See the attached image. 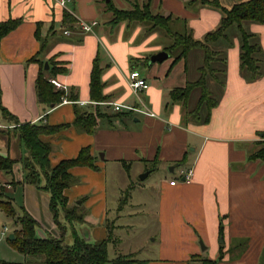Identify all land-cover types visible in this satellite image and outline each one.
Segmentation results:
<instances>
[{
  "label": "crops",
  "instance_id": "0c3cea01",
  "mask_svg": "<svg viewBox=\"0 0 264 264\" xmlns=\"http://www.w3.org/2000/svg\"><path fill=\"white\" fill-rule=\"evenodd\" d=\"M108 1L69 0L62 8L60 0H0V22L21 21L0 43V104L14 118L4 117L0 111V156L14 162L10 171L0 170V200L10 202L16 210L24 208L38 223V238L61 237L49 211V194L23 181L26 173L21 160L28 157V152L18 129L23 124H67L60 132L40 139L51 147V167L75 158L85 147L95 158L97 170L71 169L75 183L64 191L68 207L77 206L84 215V223L74 225L79 237L92 244L106 240L110 231L108 257L110 249L116 251L121 246L116 233L123 225L117 223V217L110 218L107 204L108 170L120 167L125 189L133 190L135 172L140 176L148 173L146 178L153 172V168H140L143 163L189 164L187 171L193 172L189 181L161 179L156 211L159 244L156 258L147 264H200L204 259L219 258L218 264H264V159L249 160L260 148L258 144L264 142V59H260L262 77L246 82L240 77L237 33L229 40L231 48L226 53L214 48L225 58L224 65L217 62L214 68L220 82L226 73V88L219 101L214 92L220 82L209 80L218 105L207 123L197 121L186 115L187 109L172 103L169 95L199 77L202 62L191 81L187 75L189 55L198 51L190 52L186 62L172 64L173 58L169 57L161 64H150L148 57L164 52L170 39L165 35L161 39L160 31L148 33L141 23L113 25V16L105 6ZM110 1L124 11L135 4H148L153 14L182 22L173 24V30L184 26L198 41L214 31L221 19L217 9L193 0ZM218 1L230 9L249 0ZM64 12L73 18V23H64ZM80 22L96 25L91 32H84ZM59 30L61 37L56 36ZM247 30L261 36L260 51L264 52V24L251 23ZM223 40L228 42V38ZM95 59L101 70L102 95L107 98L101 103L90 98ZM56 63H62L67 71L50 77L49 70ZM133 70L148 84L142 99L153 117L128 109L139 108L128 86V75ZM40 73L65 88H54L65 95L59 105L50 107L38 101L35 82ZM69 96L76 97L75 103L67 99ZM73 104L88 112L98 107L106 116L99 120L94 134L88 135L73 125ZM115 106L120 107L119 112L114 111ZM126 114H133L134 121L123 122ZM115 116L119 119L112 121ZM190 146L193 148L188 150ZM59 221L65 227L63 239L71 244L72 231L62 214ZM15 229L14 226L11 234ZM7 233L4 228L1 236Z\"/></svg>",
  "mask_w": 264,
  "mask_h": 264
},
{
  "label": "trees",
  "instance_id": "16d2710c",
  "mask_svg": "<svg viewBox=\"0 0 264 264\" xmlns=\"http://www.w3.org/2000/svg\"><path fill=\"white\" fill-rule=\"evenodd\" d=\"M193 2H198L202 6H210L221 13L218 27L207 33L201 41L195 40L184 26L180 30H173V24L178 25L182 22L173 19L171 16L163 17L160 14H153L148 4L142 6L135 4L132 9L126 11L116 9L110 0L105 6L106 10L113 16L111 21L113 25L124 22L128 24L141 23L147 27L148 33L160 31L167 36L171 42L164 47L163 51L170 58H173L172 64L180 60L186 62L189 53L192 51L197 50L202 53L203 61L198 69L199 77L197 80L187 82L182 89L173 90L169 97L172 103H178L182 109H187L191 94L197 92L196 104L186 115L197 121L207 123L212 109L218 105V101L209 89L208 82L209 80L220 82L214 65L217 62L225 64V58L221 57L220 52L214 50L212 45L227 39L226 33L229 29L235 28L239 38L240 71L246 73L250 82L262 77V60L258 56L260 50L254 42L255 36L245 28V24H264V0H249L238 3L230 9L223 8L218 0H193ZM63 21L64 23H73L74 20L68 13L64 12ZM20 22V20L0 22V43L3 38L20 25ZM66 71L62 63H56L50 68L49 75L55 77L59 74H65ZM48 79L43 73H40L35 82V92L41 104L55 107L61 103L65 95L62 91H55ZM102 90L101 70L98 60L95 59L90 75V98L93 102L101 103L107 100L102 95ZM67 99L73 103L76 101L74 96H69ZM73 107L75 115L73 125L88 135L94 134L99 125V120L106 117L101 114L98 107L90 112L80 110L76 104H73ZM0 111L4 117L14 119L1 104ZM203 112L205 113L204 116H202ZM67 126V124L60 126L23 124L18 129L20 140L28 152V157L21 160L23 170L26 173L23 181L49 194V211L61 237L38 238L36 236L38 223L25 209L16 210L10 202L0 200V210L6 216L14 218L17 227L13 231L14 240H8V242L23 256H42L45 264H134L135 261L130 256H118L109 260L107 246L112 241L110 231L106 240L92 244L79 237L75 232L74 225L84 223V215L78 212L77 206L68 207L64 191L75 183L70 173L71 169L87 167L97 170L94 164L95 158L91 155L90 148L85 147L79 151L75 158L60 161L56 166L51 167L49 161L51 147L40 139L42 136L54 135ZM262 138L264 139V133ZM258 145L260 148L249 156L250 161L264 159V142ZM13 163L10 159L0 156V170L10 171ZM42 181H44V185L41 186ZM61 214L72 231L71 244H67L63 239L65 227L59 221ZM219 237L222 238L221 226ZM218 260L204 259L200 261V264H218ZM0 264L7 263L0 262Z\"/></svg>",
  "mask_w": 264,
  "mask_h": 264
},
{
  "label": "rangeland",
  "instance_id": "374dc122",
  "mask_svg": "<svg viewBox=\"0 0 264 264\" xmlns=\"http://www.w3.org/2000/svg\"><path fill=\"white\" fill-rule=\"evenodd\" d=\"M249 26H251V23L245 24V28H249ZM234 32H236L235 28L229 29L226 33L228 42L225 43L224 40L218 41L212 45L213 48L217 49L218 47V49H223V51H225L224 53H226V49L231 48L229 40L233 38ZM56 36L61 37L62 31L59 30ZM159 36L161 39H164L163 33L160 32ZM260 39L261 36L258 35L255 36L254 39L259 50L261 49ZM153 56L154 55L147 57L151 60ZM258 56L260 59H264L263 50L260 51ZM201 62L202 53L200 51L193 52L189 55L187 62V75L189 81H191V76L198 75L196 69L200 66ZM161 63L162 62H156L155 64ZM224 67L225 69L227 68L226 66ZM138 68L141 70L140 66H138ZM240 77L246 82H250L246 77V73L240 72ZM220 79L221 82L219 85H216V91L214 92L215 98L219 101L223 98L226 88V84H224V81H226V73L224 76H221ZM197 97V92L191 94L187 111H191L194 108ZM132 115L133 114H126L121 120L123 122H132L134 121ZM115 119L119 118L115 116L112 121ZM191 148H193V146H190L188 150H191ZM136 167L138 166L134 165L133 168ZM188 167L189 164H171L168 166L166 163L160 165H156L153 162L143 163L140 168H153V172L150 173L149 177L143 180H140V175H136L135 172L132 178L135 187L133 190L131 188L125 189L126 186H124L125 183L123 179L124 173L120 170V167H118V170L110 169L107 171L106 197L110 218L117 217V223L123 225L122 230L116 233L121 240V246H119L116 251L113 249L109 250V260L118 255L126 256L131 253H134L130 256L131 259L135 261L134 264H147L156 258V249L159 244L156 211L158 207L161 179L172 177L176 181H180V172H186ZM170 168H173V172L170 171ZM14 226L15 219L6 216L4 212L0 210V262L7 264H45L42 256H23L8 242V236L12 233ZM4 228H7L8 233L1 236V232ZM69 234L70 233H68V235ZM114 252L117 253L114 254Z\"/></svg>",
  "mask_w": 264,
  "mask_h": 264
},
{
  "label": "built area",
  "instance_id": "2783aa9c",
  "mask_svg": "<svg viewBox=\"0 0 264 264\" xmlns=\"http://www.w3.org/2000/svg\"><path fill=\"white\" fill-rule=\"evenodd\" d=\"M69 0H60L59 5L64 8L65 4L68 2ZM96 25L95 22H93L92 24H87V23H83L80 22L79 23V27L82 31L84 32H91L92 28ZM65 35L68 34V32H64ZM49 84H51L55 89L57 90H65V88L59 84L56 80L54 79H49L48 80ZM128 86L130 88V90L135 94V96L138 99V107L137 109L135 108H128L129 111L132 112H140L142 114H144L145 116H149V117H153L154 115L150 112H148L145 109L144 106V100L142 99V93L145 92L148 89V84L146 83V81L140 76L139 72H137L136 70H133L130 72V74L128 75ZM63 103H66L65 101ZM82 105V104H81ZM114 111L115 112H119L120 111V107L119 106H115L114 107ZM193 175L192 170H188L186 172H181L180 173V179L183 181H189L191 179ZM175 184V182H170V185L173 186ZM6 231V229H5Z\"/></svg>",
  "mask_w": 264,
  "mask_h": 264
},
{
  "label": "water",
  "instance_id": "95a60500",
  "mask_svg": "<svg viewBox=\"0 0 264 264\" xmlns=\"http://www.w3.org/2000/svg\"><path fill=\"white\" fill-rule=\"evenodd\" d=\"M168 57H169V56H168L166 53L161 52V53H159V54L154 55V56L151 58L150 63L163 62V61H165L166 59H168ZM45 70H48V64H47V63H45ZM100 158L102 159L103 156L100 155ZM147 175H148V173H145V174H143L142 176H140V177H139L140 180L145 179ZM8 240H9V241H13V240H14V235H13V234H10V235L8 236ZM220 243H222V241H220ZM200 245H201V244H200ZM201 248L204 249L202 245H201Z\"/></svg>",
  "mask_w": 264,
  "mask_h": 264
}]
</instances>
